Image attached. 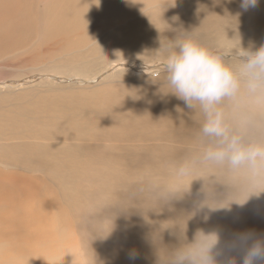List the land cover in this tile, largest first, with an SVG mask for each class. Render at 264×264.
<instances>
[{
  "label": "rangeland",
  "instance_id": "rangeland-1",
  "mask_svg": "<svg viewBox=\"0 0 264 264\" xmlns=\"http://www.w3.org/2000/svg\"><path fill=\"white\" fill-rule=\"evenodd\" d=\"M23 1L26 4V9L31 8V2L33 1V7L38 11H42L46 9L47 5L51 4V1L54 2L55 0H21V2ZM236 1L237 0H163V2L159 4L160 6L154 4L143 10L134 12L130 16H125L122 19L109 20L105 26L100 23L103 26L97 25L92 32H79V34L82 35L80 40H84L71 48H62L61 46L52 48L47 47L44 42L45 38L43 34L44 22L40 19L36 28H32L29 38L20 47L10 51L0 52V136L2 138H0V159L5 155L11 156L16 151L23 162V158L26 157V152L30 148L38 149L40 147H47L50 149L56 147L61 149L60 146H69L70 148L78 149L85 148L87 149L86 152H95V150L99 152L101 149H110L111 151L114 150L121 153L126 162L129 161L127 158L129 157L128 151H134V149L141 153L145 151L155 156L162 154L160 158L164 157V160L169 159L166 157H170L172 151L177 152L176 157L181 159L190 158L194 154L193 158H198V160L196 163L191 162L193 165L186 163V161H180L176 164H170L171 166L169 165V167L165 165L163 168H159V170L154 166V169L150 170L153 173L154 170L156 171V174H153L147 169L149 168L147 164L148 166H152L153 162L148 161L149 163L144 164L145 169L144 165H142V168L131 173L133 175L129 174L127 178H124V180L128 182V185L125 187L128 188L127 191L130 190V195H132V197H130L133 198L132 202L134 201V203H131V205L127 207L126 211V219H129L132 223H116L114 226L131 225V229H133V233H135L137 228L145 226L148 220L153 219L152 215L154 216L155 214L157 216L155 211L151 209L153 206H157L161 216H154V219H160L156 222L158 227L156 229V236L159 233L157 237L162 240L166 237L169 238V240H173L174 230H178L179 228L183 229L182 227H178V225L180 223L179 226H182V223L187 219L185 217V220H183V214L187 212V206L182 205L178 206V208L174 206L173 209L172 206L165 207L163 200L158 198L159 195L156 192L157 188L150 186L152 182L159 183V185L163 183L178 185L181 188V194L184 197L190 198L195 193L200 192L198 189L190 188L191 186L188 184L190 179L196 180L197 183L204 181V185H206L207 181L211 180L212 184H208L207 187L209 193L207 195L208 199L212 198L210 194L215 197L226 195L236 196L231 198L232 201L228 198V202L231 203V206H238L240 203L246 201L248 196L240 195L239 191H237L238 188H240L243 181H247V179H251L250 182L255 183L254 187H259L258 189L264 188V168L253 170L245 165L250 170L242 173L244 175H238L237 173L230 172L235 170V168L227 161L215 162L207 159L205 154L209 148L223 146L218 137L217 141L215 140V136H210L209 138V140H215L217 145H212L215 141H210L211 144L207 141L203 142L198 139L177 140V138H172L169 140V138L165 137L163 141V137L160 139L158 138L160 136L156 137L158 141L155 137L152 138L147 136V139L143 137H141L143 138L141 139L139 137L132 138V140L130 138L131 142L126 137L128 142L125 137L122 138L120 135L117 137V135L113 134L108 135L101 131L99 132V130H94L95 132L91 134L92 137L91 135L74 137L73 134H68L69 131L67 130H62L63 135L57 137L56 130H52L54 132H52V136L46 138L37 135V128L33 127L35 124H44L51 125L52 127L50 128H54L60 124L63 117L70 114L77 115L76 119L83 121L85 119L83 115H90V105L92 103L109 105L117 100H124L130 106L129 109L126 110L127 115L134 117L139 114L150 113L155 115V117L160 116V121L163 119L172 120L176 123L173 126L174 130H182L184 123L179 122L176 116L173 117L165 112L166 110L172 112L175 110L176 105L185 103L175 95L166 68L167 58L173 53H179L180 49H167L164 44L175 43L181 45L185 41H191L207 50L211 55L219 58L225 66L229 67L234 74L237 75L240 80L239 91L235 96L227 97L232 99V103H230V110L232 112L239 113L241 107L244 105L264 104V95L257 96L251 94L247 89L244 77L241 75L246 59L242 53L255 52L259 50L260 47H257L252 42L247 43L246 41L244 44L239 45V47L232 49L231 44L222 41H214L210 47L204 48L200 42L193 40L191 37L196 34L220 33L215 29V26L218 24L217 21L226 18V25L228 27H235L239 23L240 17L243 18L240 14L242 9V7H240L241 3ZM158 8L165 9V12L160 14L159 17L153 16L154 11ZM236 9L239 10V13L236 12ZM177 20L181 21V25L187 27L188 32L193 30L194 33L188 34L186 31L181 30V25L175 26V22H178ZM234 21L235 23L233 25ZM70 67H83L86 68V70H71ZM105 92H112L113 95L106 98L100 97L99 93ZM80 103L86 105V108ZM234 113L232 114L235 116ZM111 114L114 115L113 113ZM153 118L145 121L150 122ZM132 120L136 122L135 130H138L142 120L137 118H133ZM113 122L115 121L110 119V123H106L105 121L101 124L106 127ZM12 123H16V125ZM89 126L92 127V124H89ZM132 129L133 128H129L127 132ZM161 129V126L153 128V130ZM165 130H170V128L166 127ZM228 131L230 135L239 136L245 144L264 145V138H262L261 135L255 138L251 133ZM100 133L102 135H100ZM170 134L171 132H167V137ZM180 134L182 136L183 133L180 131ZM184 135L185 134H183V138ZM107 136H110V139ZM135 139L139 141L137 140L134 142ZM83 145L88 146L84 147ZM167 153L169 154L167 155ZM142 159H146V157L143 156ZM131 162L143 163V161L138 158ZM24 165L26 167L18 165L15 167L13 164L5 163L0 160V174L32 179L43 186L45 185L43 196L46 197L52 193L58 200L61 210L67 214L68 218L70 217L73 220L72 226L75 229L74 246L68 248L64 252L62 250L61 255H58L57 259L54 260V262H50V264H57L56 262L58 259L59 262H61L60 259H62V263L68 259V264H91L89 250L84 243L85 237L87 236L84 235V227L86 225L82 223L84 214H80L81 219H79L78 209L73 207V197H71L70 189L78 188L80 190L78 197L82 199H80L81 205L83 208L92 210L88 205L87 196L91 193L96 194V192L100 190V187L101 191L98 193L101 194L104 189L109 188L106 180L111 179L112 175H108V168H102V173L96 170V172L103 177V180H95L94 184L90 183V180H87L86 177L85 179L83 174H81L84 180L74 186H67L70 173L69 169L66 167L59 166L57 170L62 174V177L59 181L56 178H53L55 181H51L47 177L52 176L54 169L46 170L45 172V170L41 168L38 169L36 166L29 167L28 164ZM215 165H221L228 169L227 172L238 176L237 180L231 182L227 177L220 176L221 173L217 172ZM112 168L115 167L112 165L109 169ZM205 170H207V174L202 175L201 173H206ZM136 182L142 184V186L140 184L138 185ZM116 184L118 185V183ZM145 184H148L147 187L149 189L145 188ZM120 186H123V183H121ZM170 189L172 188L166 190ZM122 191L123 188L121 190V187H119L118 190H115V192L110 195V199L113 200L119 197ZM132 191L138 194L136 195L132 193ZM135 195L138 198H136ZM210 203L214 207L213 202ZM166 208L171 209V211L169 210L171 215L167 212ZM105 210L108 211L107 209ZM110 210L112 211V206ZM168 214L170 216H167ZM174 216H179L180 219L175 217V222ZM219 216L220 217L213 223L214 226L219 225V223L228 225V228H224L225 233H222V235L232 236V239L237 238L240 233H242L243 236L252 237V234L246 228H243V232L242 230L239 232L238 229L241 228V223L240 225L234 224L235 221H225L222 214H219ZM169 217H172L170 218L171 220ZM163 219L164 222L161 223ZM172 220L173 226H171ZM81 223L82 231L78 229ZM159 230L160 232H158ZM161 234L164 236H160ZM222 235L217 232V235L209 242L201 240L206 245L204 248H207L208 256H210L212 252V249L208 246H215L216 244L212 243L213 240L217 242V239L222 237ZM133 238L135 239L136 237L133 236L132 239ZM188 240L189 241H185V237L181 238L180 245L183 248H181L179 244L178 246L175 245V247L169 248L165 257H161L160 264H174V262H172L173 258H178V264H180L182 263L180 260L181 255H186V260H183L185 263L182 264H191L192 261L190 258H187V256L193 253V250H191V248L189 249V247L194 245V243L200 242V240L198 238L196 240L189 238ZM120 242L117 241L116 244L118 243V245H120ZM58 244H63V238L58 240ZM9 247H11L10 244L0 243V255ZM116 247L117 246L114 244L111 245L108 249V253L111 252L109 250H112L111 253H113ZM144 248L153 249L150 243ZM136 255L133 253L131 256H134L138 261H140V259L141 261L143 260L142 262L140 261L141 264H151V258L154 254H151L150 261L144 260L142 257L140 258L139 253ZM15 257L16 256H11L7 258L13 260ZM51 258L54 257L33 255L29 258L23 256L17 257L16 260L13 261V264H47L48 259ZM1 259L0 257V264H4ZM12 260L6 264H11ZM72 261H74V263H72ZM154 264H157L156 261Z\"/></svg>",
  "mask_w": 264,
  "mask_h": 264
},
{
  "label": "bare ground",
  "instance_id": "bare-ground-1",
  "mask_svg": "<svg viewBox=\"0 0 264 264\" xmlns=\"http://www.w3.org/2000/svg\"><path fill=\"white\" fill-rule=\"evenodd\" d=\"M32 2L31 8L26 9L24 1L0 0V52L10 51L20 47L29 38L32 28H36L40 19L44 22L43 34L45 38L44 42L47 47L52 48L61 46L62 48H71L84 40H80L82 35L79 34V32H92L97 25L105 26L109 20L122 19L125 16H130L134 12H138L154 4L160 6L159 4H161L163 0H55L54 2L51 1V4L47 5L46 9L42 11L35 9ZM236 2L241 3V0H237ZM164 12L165 9L158 8L154 11L153 16L159 17V15ZM236 12L239 13V10L236 9ZM240 14L243 18L240 17L239 23L235 27H228L226 25V18L217 21L218 24L215 26V29L220 33L196 34L191 37L193 40L200 42L204 48L210 47L214 41H222L231 44L232 49L239 47V45L244 44L246 41L247 43H254L257 47H264V0H258V6L250 7L248 10L242 8ZM177 21L178 22H175V26H180L181 21ZM234 23L235 21L233 25ZM180 28L188 34L194 33L193 30L188 32L187 27L184 25H181ZM164 46L172 50L180 49V45L175 43H167L164 44ZM70 69L77 71L86 70V68L83 67H70ZM107 92H105L106 94L99 93L100 97L106 98L113 95L112 92ZM230 103H232V99L224 97L215 106L216 109L222 113L226 128L234 132L237 131L238 133H251L255 138L258 136L260 137V135L264 138V104L244 105L241 107L239 113H234L230 110ZM81 105L86 108V105ZM192 105V107H188L186 103H182L176 105L175 110L172 112L168 110L165 111L173 117L176 116L179 122L184 123L182 130H174L173 126L176 123L172 120L163 119L160 121V116L155 117V115L150 113L139 114L134 117L127 115L126 110H128L130 106L124 100H117L109 105L92 103L90 105V115H83L85 117L83 121L77 120V115L70 114L63 117L60 124L54 128H50L52 127L51 125L44 124H35L33 127L37 128V135L46 138L52 136V130H56L57 137L63 135L62 130L69 131L68 134H73L74 137L91 135L95 132L94 130H99V132L101 131L108 135L113 134L117 135V137L120 135L122 138L125 137V139L127 137L130 142V138L143 137L147 139V136L152 138L160 136L158 138L160 139L163 137V141L165 137L169 138V140L177 138V140L198 139L209 143L215 140L217 141V137L214 141L211 139L209 140L210 135L203 132V126L207 122L208 117L200 103L198 101H193ZM232 113H234L235 116ZM133 118L142 120L138 130H135L136 122L132 120ZM150 118L153 119L150 122H146ZM110 119L115 122L106 127L101 124L105 121L106 123H110ZM12 124L16 125V123ZM89 124H92V127H90ZM158 126H161L162 129L153 130V128ZM166 127H169L170 130H165ZM129 128L133 129L127 132ZM180 131L185 134L184 138L183 134L181 136ZM167 132H171L168 137ZM100 135L102 134L100 133ZM158 138H156L157 141ZM127 139L126 141H128ZM137 140L135 139L134 142ZM215 142L211 144L217 145V142ZM60 148L61 149L56 147L50 149L47 147H40L38 149L30 148L27 150L23 162L16 151L11 156L5 155L0 160L5 163L13 164L15 167L17 165L26 167L24 164H28L29 167L36 166V168H41L45 170V172L46 170L54 169L52 176L47 177L51 181H55L53 178L59 181L62 177V174L57 170L59 166L66 167L69 169L70 173L67 186H74L84 180L81 174H83L84 178L86 177L87 180H90V183L94 184L95 180H103V177L100 176L96 170L102 173V168H108V175H112L111 179L106 180L109 188L104 189L101 194L98 193L101 191L100 187V190H98L96 194L91 193L87 196L88 205L92 210L83 208L81 205V198L79 199L78 197L80 190L78 188L70 189L71 197H73V207L78 209L79 219H81V215L84 214L82 223L86 225L83 227L84 235H87L84 243L89 250L91 264H141L143 260L141 261L140 259V262L135 259L134 256H131L133 253L134 255L139 253L140 258L142 257L144 260L148 261H150V256L153 253L151 264H154L155 261L157 264H160L161 257H165L169 248L175 247V245L178 246V244L180 245L181 238L183 237H185V241H189V238L193 240L198 238L200 240V242L194 243V245L189 247V249L191 248L193 253H195L206 246L202 241L209 242L217 235V232L221 233V235L225 233L224 228H228V225L219 223V225L214 226L213 224L216 219L220 217L219 214L223 215L225 221H235L234 224L239 225L241 223V228H237L239 232L241 230L243 232V228H246L252 234L253 239L264 240V188L258 189L259 187H254L255 183L250 182L251 179H247V181L244 180L242 186L237 190L240 195L248 196L246 201L240 203L238 206H231V203L228 202V198L231 200V198L236 196L226 195L215 197L210 194L212 198L208 199L207 195L209 193L207 187L208 184H212L211 180L207 181L206 185H204V181L197 183L196 180L188 179V184L191 186L190 188L200 191L190 198L184 197L181 194V188L178 185H170L168 183L159 185V183L152 182L150 186L157 188L156 192L159 195L158 198L163 200L165 204L163 205L165 207L172 206L173 209L174 206L177 208L182 205L187 206V212L183 214V220H185V217L187 219L184 222L182 220V226H179L180 223L178 222V227H182L183 229L179 228L180 230H174L173 240H169L167 237H164L165 239L162 240L157 237L159 233L156 236V229L158 228L156 222L159 218L154 219V216H156L155 214L154 216L152 215L153 219L148 220L145 226L137 228L135 233H133L131 225L114 226L116 223H132L129 219H126V211L127 207L130 206L131 203H134V201L132 202L133 198H131L132 195H130V190L127 191L128 188L125 187L128 185V182L125 181L124 178H127L129 174L133 175L131 174L133 171L136 172L143 167L142 165L150 161H152L153 164L152 166H148L147 164V167H149L147 168L148 171L154 169V166L159 170V168H163L165 165L169 167L170 164H176L180 161H186V163L193 165L191 162L196 163L198 160V158H193L194 154L190 158L181 159L176 157L177 152L172 151L171 156L166 157L169 159L164 160V157L160 158L162 154L155 156L154 154L145 151L141 153L134 149V151L137 152L129 150V157L127 158L130 162H126L121 153L114 150L111 151L110 149V151L101 149L99 152H96V150L95 152H86L87 149H83L81 146V149L70 148L69 146H60ZM180 153L182 154L181 151ZM168 154L169 153H167V155ZM143 156H145L146 159H142ZM136 158L141 159L143 163L131 162ZM112 165L115 168L109 169ZM215 166L217 172L221 173L220 176L227 177L231 182L238 178V176L232 173L244 175L242 173L250 170L243 165L230 171L232 172L230 173L227 172L228 169L221 165ZM206 171L207 170H205V172ZM155 172L154 170V173ZM201 174L205 175L207 172ZM138 182L136 183L138 184ZM116 183H118L119 186ZM121 183H123V186H120ZM140 185L142 186V184ZM145 186L147 189L148 184H145ZM119 187H121V190L123 188L119 197L113 200L110 199V195H112L115 190H118ZM168 188L172 189L166 190ZM44 189L45 185L43 186L32 179L0 174V243L11 245V247L0 255L2 258L1 261L4 264L12 260L7 257L16 256L11 262V264H13V261H15L17 257L26 256L31 258L33 255L53 256L54 258L48 259L47 264H50V262H54V260L57 259L58 255H61L62 250L64 252L68 248L74 246L75 229L72 226L73 220L70 217L68 218L67 214L61 210L58 200L52 193L49 196H43ZM132 193H134V191H132ZM209 201L213 202L214 207ZM111 206L112 211L110 210ZM151 209L157 214L156 217H159V208L153 206ZM169 210L171 211V209L168 208L167 212L170 214ZM169 214L167 216L171 215ZM172 217H169V219ZM175 217L179 218V216H174V221L176 222ZM162 222H164V219L163 221L161 220V223ZM82 223L81 226L78 227L80 231H82ZM167 223L170 225L169 222ZM171 226H173V220ZM160 230L158 232H160ZM133 236L136 238L132 239ZM160 236L164 235L161 234ZM242 236V233H240L238 237L236 236L237 238L232 239V236L223 234L222 237L218 238L217 242H215L216 245L210 247V249H212L210 264H240V245L243 243L241 239ZM60 238H63L62 245L58 244ZM117 241L123 242H120L121 244L119 243L120 245H118V243L116 244ZM149 243L152 244V250L144 248L149 245ZM113 244L117 246V250L114 248L115 251L113 250V253H111L112 250H109L111 251L109 254L108 249ZM181 248L183 247L181 246ZM67 260L62 263V259H60L61 262H59L58 259L56 263L68 264L69 262H67ZM172 262L178 264L179 260L178 258H173ZM72 263H74V261H72ZM182 263L185 262L182 261Z\"/></svg>",
  "mask_w": 264,
  "mask_h": 264
},
{
  "label": "clouds",
  "instance_id": "clouds-1",
  "mask_svg": "<svg viewBox=\"0 0 264 264\" xmlns=\"http://www.w3.org/2000/svg\"><path fill=\"white\" fill-rule=\"evenodd\" d=\"M258 0H241V7L248 10L256 7ZM242 76L248 91L257 96L264 95V47L255 52H243ZM169 80L178 99L188 107L198 101L207 114L203 132L220 138L222 147L209 148L206 158L215 162L227 161L233 168L247 165L253 170L264 168V145L245 144L236 135H230L224 125L222 113L216 105L224 97L235 96L240 88L237 75L219 58L191 41L180 45L179 53L171 54L166 61ZM240 264H264V240L242 236ZM215 243V240L212 242ZM208 247H211L209 245ZM185 255L180 256L183 261ZM192 264H210L207 248L190 254Z\"/></svg>",
  "mask_w": 264,
  "mask_h": 264
}]
</instances>
